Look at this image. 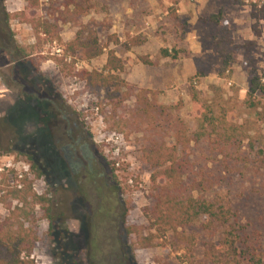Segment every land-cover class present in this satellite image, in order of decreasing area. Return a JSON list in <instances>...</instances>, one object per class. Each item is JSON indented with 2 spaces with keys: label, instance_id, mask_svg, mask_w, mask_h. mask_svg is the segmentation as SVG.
<instances>
[{
  "label": "rangeland",
  "instance_id": "rangeland-1",
  "mask_svg": "<svg viewBox=\"0 0 264 264\" xmlns=\"http://www.w3.org/2000/svg\"><path fill=\"white\" fill-rule=\"evenodd\" d=\"M95 1L99 8L81 22L92 26V19L105 20L103 26L109 24V30L96 26L103 42L108 34H117L122 41L134 36L146 39L143 46L130 52L116 48L125 61L123 76L129 83L158 92L165 105H179V114L192 132L198 117L192 89L199 91L206 103L224 108L228 125L240 128L244 161L238 163V171L226 175L204 197L220 200L235 212L239 235L250 237L264 261V95L255 97V107L247 101L250 81L264 82V16L260 21L252 17L254 9H264L263 0H221L218 4L224 6L220 10L214 0ZM0 5L12 16L24 12L43 17L51 9L50 0H40V7L34 10L27 9L24 0H0ZM220 11L228 31L222 24L206 21ZM9 24L14 42L29 57L13 63L14 57L0 35V182L7 177L16 187L21 172L23 179L32 174L30 162L34 161L43 172L34 190L48 195L53 215V223L43 220L38 224L39 242L31 259L36 264H59V256L67 251L78 264H130L132 260L136 264H210L208 249L217 238L200 229L203 219L185 230L164 233L147 249L126 234L127 226H143L146 235L157 234L148 229L144 216L153 202L151 172L141 158L142 134L119 133L100 112L103 93L89 92L83 82L60 73L55 58L62 53V44L74 39L77 27L62 25L60 44L38 41L31 26L18 19L10 18ZM165 49L177 58H163L161 51ZM141 56L152 58L155 64H142L138 60ZM106 59L104 55L78 63L77 68L101 70ZM142 79L146 87L140 86ZM47 97L52 107L47 108L43 100ZM134 102L132 98L126 104ZM59 109L80 125L79 133L86 136L90 150L104 159V167L97 170L103 176H96V186L82 183L80 191L74 189L69 172L64 176L53 171L47 158L49 150L46 155L45 147L32 145L35 135L37 144H51L48 133L36 131L54 127L52 123L61 119ZM207 152L205 145L193 150L198 163ZM51 159L57 169L62 168L57 156L51 155ZM25 167H29L27 173ZM213 167L216 172V165H208ZM119 184L123 188L129 185L131 191L120 192ZM7 215L0 204V220ZM182 233L194 236V245Z\"/></svg>",
  "mask_w": 264,
  "mask_h": 264
},
{
  "label": "trees",
  "instance_id": "trees-1",
  "mask_svg": "<svg viewBox=\"0 0 264 264\" xmlns=\"http://www.w3.org/2000/svg\"><path fill=\"white\" fill-rule=\"evenodd\" d=\"M24 1L29 10L40 7V0ZM50 3L52 11L50 9L43 17L28 16L24 12L12 16L0 5V35H3L7 52L13 55L12 62L15 63L29 54L14 42L10 18L30 25L38 41L51 43H62V25L77 27L74 39L62 44V53L55 58L60 73L83 82L89 92L103 93L100 112L119 133L142 134L141 158L151 172L153 202L144 210V216L149 223L148 229L156 230L157 234L146 235L143 226H127L126 234L135 237L141 248L147 249L154 247V241L163 238L164 233L185 230L203 219L200 229L217 238L208 249L210 264H264L250 237L244 239L239 235L235 212L220 200L204 197V193L218 185L226 175L238 171V163L244 161L240 128L228 125L226 110L206 103L200 92L192 89L191 99L198 111L197 127L192 132L179 114V105L161 103L158 92L138 88L123 76L126 64L116 48L130 52L143 46L145 38L134 36L122 41L117 34H108L103 42L96 26H103L105 20L92 19V26L81 22L99 8L95 0H50ZM263 16L264 9H254V19L260 21ZM221 18L220 11L206 21L224 26ZM224 27V31H228ZM103 28L109 30L111 26L108 24ZM104 55L107 59L101 70L77 68L78 63H89ZM161 56L177 58L166 49L161 51ZM138 60L148 66L155 64L148 57L141 56ZM257 95H264L262 79L250 81L247 93V101H252L250 107L257 105ZM132 98L135 102L128 106L126 103ZM202 145L207 147L208 154H203L202 162L198 163L193 150ZM210 163L216 165V172L214 167L208 168ZM31 168L32 174L22 180V189L11 186L7 177L0 182V204L8 211V215L0 220V264H36L31 255L39 242L38 224L43 220L53 223L50 198L46 193L39 194L34 190V184L42 179L43 172L36 164L32 163ZM118 188L122 193L131 191L129 185L123 188L119 184ZM182 236L194 245V236L185 233ZM59 259V264H78L67 251H63ZM130 264L136 263L132 260Z\"/></svg>",
  "mask_w": 264,
  "mask_h": 264
},
{
  "label": "flooded vegetation",
  "instance_id": "flooded-vegetation-1",
  "mask_svg": "<svg viewBox=\"0 0 264 264\" xmlns=\"http://www.w3.org/2000/svg\"><path fill=\"white\" fill-rule=\"evenodd\" d=\"M43 100L46 102L48 106L47 108H49V105L51 107L53 106V104L48 105V97L45 99L43 98ZM59 113L61 119L55 120V122L52 123V126L54 127H51L50 129L39 128L36 131V134L39 131L48 133L51 138V144L48 147L47 145L37 144L35 142V135L32 145L39 148L45 147L46 155L47 151L49 150V155L47 158L53 171L59 172L64 176H67L69 172L73 179L70 185L74 186V189L80 191V185L82 183H89L96 186L98 182L96 176H103L102 172H97V170L101 171L102 167H104V159L98 152H93L90 150L86 136L79 133L80 125L77 123H72L66 117V115H64V111H60L59 109ZM35 122L38 124V119H36ZM71 126L72 128H69ZM51 155H55L57 158H59L62 164L61 169H57V165L51 159ZM32 163L39 167V165L34 161H32ZM32 163L30 162L31 166Z\"/></svg>",
  "mask_w": 264,
  "mask_h": 264
},
{
  "label": "crops",
  "instance_id": "crops-1",
  "mask_svg": "<svg viewBox=\"0 0 264 264\" xmlns=\"http://www.w3.org/2000/svg\"><path fill=\"white\" fill-rule=\"evenodd\" d=\"M198 1L204 3V2H206V1H208V0H198ZM218 2H221V0H214V4H215V6L218 7L217 10H220V9L223 8L224 4H223V3H219V4H218ZM149 59L152 60V58H149ZM140 86H141V87H146V82H145L144 79H142V80L140 81ZM148 88H152V87L149 86ZM170 97L173 98V96H171V95H170Z\"/></svg>",
  "mask_w": 264,
  "mask_h": 264
},
{
  "label": "built area",
  "instance_id": "built-area-1",
  "mask_svg": "<svg viewBox=\"0 0 264 264\" xmlns=\"http://www.w3.org/2000/svg\"><path fill=\"white\" fill-rule=\"evenodd\" d=\"M249 1H252L253 3H257V1L259 2V0H249ZM263 2H264V0H263ZM9 167H11V165H9ZM24 171H25V173H27L28 171H29V167H25L24 168ZM23 173L21 172L18 176H17V178H18V181H17V183H16V186L18 187V188H21L22 187V185H21V180L23 179Z\"/></svg>",
  "mask_w": 264,
  "mask_h": 264
}]
</instances>
